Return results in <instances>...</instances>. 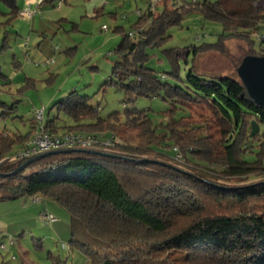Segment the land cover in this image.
Returning <instances> with one entry per match:
<instances>
[{
	"label": "trees",
	"instance_id": "trees-1",
	"mask_svg": "<svg viewBox=\"0 0 264 264\" xmlns=\"http://www.w3.org/2000/svg\"><path fill=\"white\" fill-rule=\"evenodd\" d=\"M1 1L11 14L19 15L17 0ZM55 1L44 0L43 4ZM195 12L220 23L223 33L216 43L166 50L171 82L164 81L148 68L147 51L162 47L170 38L168 30ZM142 23L148 24L138 29ZM136 27L137 40L130 36L132 32L122 36L116 50L119 60L112 69L116 82L107 84L123 92L125 105L141 98L168 102L167 125L156 126L147 110L135 108L126 110L124 118L117 113L102 118L90 97L74 91L53 106L74 124L60 126L55 118L45 123V129L52 134L98 136L104 130L114 133L132 127L152 146L167 140V145L179 146L195 170L179 169L159 158L167 154L127 145L114 134L115 148L134 160L82 151L51 155L30 166H39L36 172L27 173L28 167L16 176H0V201L41 196L66 208L71 219L70 243L86 255L88 264H264V165L261 159L249 162L243 158L259 135L251 137L252 123L260 130L264 126V107L250 97L239 77L205 78L194 66L182 75L190 52L195 58L206 49H218L227 38L247 42L242 60L264 56V49L260 54L254 49L255 35L264 29V7L260 0H195L190 7H165L158 15L149 12ZM199 105L214 116L222 134V150L200 142L206 137H192V142L181 139V134L201 126H190V115L180 113ZM189 142L193 146L185 149ZM11 148L12 144L0 138V159ZM22 164L2 166L0 173L10 174ZM252 177L262 181L247 184ZM236 178L244 184L229 185Z\"/></svg>",
	"mask_w": 264,
	"mask_h": 264
},
{
	"label": "rangeland",
	"instance_id": "rangeland-1",
	"mask_svg": "<svg viewBox=\"0 0 264 264\" xmlns=\"http://www.w3.org/2000/svg\"><path fill=\"white\" fill-rule=\"evenodd\" d=\"M192 2L195 1L160 0L152 4L151 0H56L54 4L37 6L32 0H17L21 11L29 3H32V9L37 10L32 18H27L11 14L8 6L0 0V138L12 144L11 150L0 159V167L19 164L15 162L16 154L23 149L24 140L36 125L37 111L44 110V124L55 118L60 126L74 124L71 118L53 107L74 91L80 96L90 97V102L99 107L102 118L113 113L124 118L126 110L135 108L147 110L156 126L167 125L165 113L170 108L168 102L158 97L141 98L134 104L125 105L123 92L107 83L116 82L112 69L119 60L116 50L122 36L132 32L135 35L133 39L137 40L138 29L148 24L142 23L137 29L141 16L146 19L149 12L158 15L165 7H190ZM260 4L264 7V0H260ZM222 33L220 23L208 21L197 12L192 13L183 19L181 25L168 30L170 38L162 47L148 49L147 66L160 77L164 76V81L171 82L167 75L170 66L166 50L216 43ZM255 39L256 53H263L264 29L255 35ZM247 49L245 40L227 38L218 49H206L195 58L190 52L189 64L183 66L182 75L184 77L194 66L196 72L205 78L238 77L237 67ZM180 114L190 115L187 120L190 126H201L186 135L181 134L182 140L192 142L193 138L206 137L200 142L211 143L222 150V134L208 108L190 106L188 112ZM159 129V133L163 132L162 128ZM114 134L127 145L139 149L152 147L167 154L169 157L159 158L170 165L188 172L195 170L196 166L185 160L179 146L170 142L172 146L167 145L168 140L159 147L152 146L132 127H121L120 132L114 133L104 130L97 135L107 137ZM263 142L264 126L243 158L249 162L261 159L264 165ZM193 143L200 145L195 140ZM192 146L190 142L185 143V149ZM105 151L127 157L125 152L115 148V142ZM154 155L152 152L151 157ZM38 167H30L27 173L36 172ZM239 180L232 179L229 185H243ZM260 181L262 179L252 177L247 184ZM38 197L41 198L39 202H34V197L0 201V264H88L86 255L70 243L68 210L51 199ZM45 213L55 220H45Z\"/></svg>",
	"mask_w": 264,
	"mask_h": 264
},
{
	"label": "built area",
	"instance_id": "built-area-1",
	"mask_svg": "<svg viewBox=\"0 0 264 264\" xmlns=\"http://www.w3.org/2000/svg\"><path fill=\"white\" fill-rule=\"evenodd\" d=\"M159 1L160 0H151V3L153 4ZM35 2L37 3V6H40L43 4L44 0H35ZM154 8L155 5L151 6L150 11H152ZM36 12L37 10L32 9V3H29L26 9L21 11L19 14L27 18H32L33 15L36 14ZM103 28L106 29V27ZM130 36L134 37L135 35L134 33H130ZM162 78H164V76H162ZM35 123V132L30 141L24 147V149H22L16 154V163L25 162L43 153L61 151L66 149L103 151L107 148L112 147L115 142L114 135L103 137L77 132L52 134L47 129H45L44 110L36 112ZM33 200L34 202H39L41 201V198L36 196L33 198ZM43 218L47 221L55 220L52 215L47 213L44 214Z\"/></svg>",
	"mask_w": 264,
	"mask_h": 264
},
{
	"label": "water",
	"instance_id": "water-1",
	"mask_svg": "<svg viewBox=\"0 0 264 264\" xmlns=\"http://www.w3.org/2000/svg\"><path fill=\"white\" fill-rule=\"evenodd\" d=\"M237 74L240 80L245 85L250 97L260 106L264 107V56H246L240 66L237 69ZM251 137H254L260 132V127L257 123H252ZM75 151H82L92 154L105 155L113 158H125L129 160H134L129 157H123L116 154L104 153L97 150H82V149H66L61 151H52L38 155L30 160L26 161L18 168H16L12 173L4 175L0 173V176H16L22 171L26 170L32 164L39 162L40 160L60 153H73ZM139 162H149L148 160H139ZM205 183L212 186H216L210 181L204 180Z\"/></svg>",
	"mask_w": 264,
	"mask_h": 264
},
{
	"label": "crops",
	"instance_id": "crops-1",
	"mask_svg": "<svg viewBox=\"0 0 264 264\" xmlns=\"http://www.w3.org/2000/svg\"><path fill=\"white\" fill-rule=\"evenodd\" d=\"M32 1H35V0H32ZM26 7H27V6H26ZM26 7H25V8H26ZM20 11H21V10H20ZM104 27H105V26H104ZM33 127H34V125H33ZM29 141H30V140H29ZM29 141L24 142L23 147H22L23 149H24V147L26 146V144H27ZM17 153H18V152H17Z\"/></svg>",
	"mask_w": 264,
	"mask_h": 264
}]
</instances>
